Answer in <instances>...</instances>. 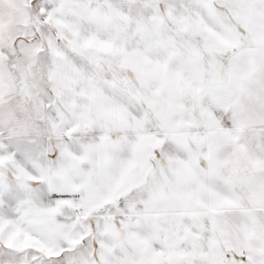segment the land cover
I'll return each mask as SVG.
<instances>
[{"label":"snow or ice","instance_id":"6c2138e0","mask_svg":"<svg viewBox=\"0 0 264 264\" xmlns=\"http://www.w3.org/2000/svg\"><path fill=\"white\" fill-rule=\"evenodd\" d=\"M0 264H264V0H0Z\"/></svg>","mask_w":264,"mask_h":264}]
</instances>
